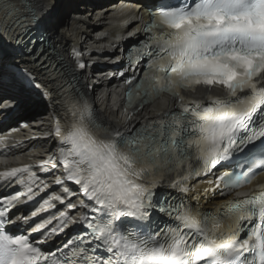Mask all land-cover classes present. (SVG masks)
Here are the masks:
<instances>
[{
  "label": "snow or ice",
  "instance_id": "6c2138e0",
  "mask_svg": "<svg viewBox=\"0 0 264 264\" xmlns=\"http://www.w3.org/2000/svg\"><path fill=\"white\" fill-rule=\"evenodd\" d=\"M21 7L0 0V41L19 53L0 58V116L38 97L55 110V144L37 165L0 172L19 189L0 197V264H264V184L230 199L264 174V0L161 2L143 37L127 29L131 46L109 58L137 91L133 115L172 105L130 134L73 86L83 52L41 32L31 0ZM192 177L225 199L222 211L185 203Z\"/></svg>",
  "mask_w": 264,
  "mask_h": 264
},
{
  "label": "bare ground",
  "instance_id": "6f19581e",
  "mask_svg": "<svg viewBox=\"0 0 264 264\" xmlns=\"http://www.w3.org/2000/svg\"><path fill=\"white\" fill-rule=\"evenodd\" d=\"M156 1L158 0H31L36 14L45 18L43 28L59 41L61 50L83 52V59L89 66L83 74H76L73 86L85 94L99 121L114 127L120 126L126 134L135 130L139 120L150 118L168 106L165 103L144 107L139 113L140 119H137V116L133 115L136 109L129 110L124 106V97L120 92L121 78L112 75L113 71L120 68V64L109 58L120 55L114 45H123V48L127 45V29L140 31V24L143 20L146 21L147 6L155 4ZM24 2L25 0H15L17 9L23 11L21 6ZM53 21L60 24L56 31L51 28ZM18 56V52L0 41V58H3L5 63ZM14 90L20 91L18 87ZM128 116L132 119L130 124L125 126ZM55 120L53 106L35 96L22 104L11 117L0 116V122L5 123V131L17 129L15 134L5 136L2 148L7 150V155L0 159V172L8 171L12 167L35 166L46 158L47 153L54 150L55 141L48 137V133L52 130ZM20 123H23L21 129L17 128ZM48 183L54 186L52 179H49ZM7 187L3 185L2 190ZM206 188V185H199L188 197L195 198L203 209L217 207L222 201L204 194ZM31 210L23 212L27 214ZM42 215L46 216L47 213ZM40 218L38 216L36 219Z\"/></svg>",
  "mask_w": 264,
  "mask_h": 264
}]
</instances>
